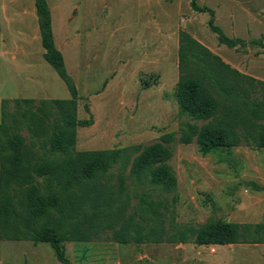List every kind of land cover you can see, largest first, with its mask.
I'll use <instances>...</instances> for the list:
<instances>
[{
    "label": "trees",
    "instance_id": "1",
    "mask_svg": "<svg viewBox=\"0 0 264 264\" xmlns=\"http://www.w3.org/2000/svg\"><path fill=\"white\" fill-rule=\"evenodd\" d=\"M189 6L208 14L207 25L218 43L244 45L213 23L211 8L196 0H189ZM34 8L42 57L69 96L13 98L11 108L8 99L0 100V240L47 243L61 264H72L63 242L96 240L106 232L120 244L264 243V222L208 219L196 226L165 225L167 203L152 193L175 188L167 162L174 140L226 150L239 145L264 149V81L240 73L179 30L173 96L179 113L191 122L179 127L175 139L164 133L146 145L77 150L75 128L90 124L91 116L76 117L79 96L53 45L46 1L34 0ZM83 108L88 111L86 104ZM126 178L151 188L135 193L131 204Z\"/></svg>",
    "mask_w": 264,
    "mask_h": 264
},
{
    "label": "rangeland",
    "instance_id": "2",
    "mask_svg": "<svg viewBox=\"0 0 264 264\" xmlns=\"http://www.w3.org/2000/svg\"><path fill=\"white\" fill-rule=\"evenodd\" d=\"M148 1L141 0L139 9L136 0H125L124 7H117L115 2L109 3V28L116 24L117 18L125 21L126 78L123 83L126 93L123 102L117 103L111 95L103 100L88 96L101 86L104 76L111 74L113 66H109V63H114L113 55L102 57L106 63L99 67L101 74L98 73L91 82L85 77V72L74 74L72 63L65 55L64 68L79 96L76 117L86 119L91 116L90 124L75 128L77 150L106 149L136 143L146 145L158 141L164 133H172L175 139L179 127L186 121L191 122L187 116L179 113L173 96L179 30L191 35L240 73L264 81V0H196L197 4L213 10V23L224 34L243 40L244 45L234 47L217 42L207 25L208 14L192 10L189 0ZM139 16L140 30L137 31L134 29ZM112 39L110 48L114 44ZM43 72H46L45 80L48 83L55 79L62 85L63 91H67L61 79L45 62ZM27 76L29 73L13 70L0 61V99L22 90L23 83L30 80ZM31 82L34 91H42L40 83ZM108 92L114 93V88ZM11 100L8 99V108L12 106ZM105 100H109L106 105ZM83 104L87 105L88 111L84 110ZM22 134L25 136V131ZM169 146L171 156L167 162L175 175V188L168 193L152 190L153 195L158 194L167 203L165 225L174 222L196 226L208 219L248 221L241 213L252 188L258 187L264 178V149L239 145L226 150L200 146L193 141L180 144L175 140ZM110 170L114 172V168ZM123 174L127 175V169ZM125 185L131 204L135 201V193L151 188L146 183H131L129 178L125 179ZM62 246L64 256L70 262L72 260V264H117L116 255L120 256V264H202L200 258L207 255L201 247L205 245H197L189 240L184 243L120 244L109 240L108 232L96 240L65 241ZM215 249L217 255L219 250ZM212 251L208 248L209 253ZM138 255L143 257H134ZM235 255L252 254L235 252L233 257ZM0 264L60 263L47 243L0 240Z\"/></svg>",
    "mask_w": 264,
    "mask_h": 264
},
{
    "label": "crops",
    "instance_id": "3",
    "mask_svg": "<svg viewBox=\"0 0 264 264\" xmlns=\"http://www.w3.org/2000/svg\"><path fill=\"white\" fill-rule=\"evenodd\" d=\"M45 1L49 11L52 42L60 52L63 64L66 55L68 61L72 63L74 74L85 72V77L91 82L98 73L101 74L99 67L101 68L106 63L102 57L113 55L114 63H109V66H113L110 71L111 74L104 76L101 83L102 87L93 90L88 96L103 100L111 95L117 103L123 102L126 93L123 83V79L126 78L124 75L125 21L124 19L119 21L117 18L116 24L109 28L108 9L111 6L110 1L115 2L117 7H124L125 0ZM136 2V7L139 9L141 0H136ZM137 20V27L134 30L139 31L140 16ZM155 28L156 22L154 19V34L156 32ZM111 39L114 44L110 48L109 42ZM43 51L39 39L34 0H0V61L8 64L13 70L29 73V76H27L30 79L29 82L33 80L40 83L42 87V91H34L32 82L23 83L22 90H16L14 94H9L3 98H31L37 100L67 98L69 96L68 91H63L62 85L57 80L53 79L51 83L45 80L46 72L42 73L45 62L42 57ZM112 87L114 93L108 92ZM29 92L32 94H28ZM108 102L109 100H105L104 104L106 105ZM252 189L253 191L246 198L247 205L242 209L241 214L247 218L248 221L246 222H264V178H262L258 187ZM237 223H241V221H237ZM240 246H243V248ZM201 247L206 250L207 254L200 258L202 264H264V243H234ZM215 247L219 250L217 255ZM208 248L213 249L212 253L208 252ZM245 248H249V250ZM235 252H246V254L249 252L252 255H235L233 257ZM134 257L140 259L143 255ZM119 258L120 256L116 255L117 264H120Z\"/></svg>",
    "mask_w": 264,
    "mask_h": 264
},
{
    "label": "built area",
    "instance_id": "4",
    "mask_svg": "<svg viewBox=\"0 0 264 264\" xmlns=\"http://www.w3.org/2000/svg\"><path fill=\"white\" fill-rule=\"evenodd\" d=\"M210 251H212V249L210 248Z\"/></svg>",
    "mask_w": 264,
    "mask_h": 264
}]
</instances>
